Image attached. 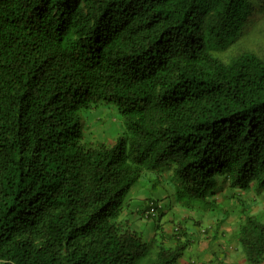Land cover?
I'll use <instances>...</instances> for the list:
<instances>
[{
    "label": "trees",
    "instance_id": "1",
    "mask_svg": "<svg viewBox=\"0 0 264 264\" xmlns=\"http://www.w3.org/2000/svg\"><path fill=\"white\" fill-rule=\"evenodd\" d=\"M256 2L0 0V264L176 263L192 241L164 235L156 200L161 239L121 218L164 171L217 234L221 187L264 192V57L222 58ZM99 105L123 122L112 144L84 141ZM242 212L229 240L264 264V219Z\"/></svg>",
    "mask_w": 264,
    "mask_h": 264
},
{
    "label": "rangeland",
    "instance_id": "2",
    "mask_svg": "<svg viewBox=\"0 0 264 264\" xmlns=\"http://www.w3.org/2000/svg\"><path fill=\"white\" fill-rule=\"evenodd\" d=\"M257 14L253 20L249 22L247 28L242 32V34L232 43L228 49L225 51L226 54L222 57L223 59H227L230 54H237L243 51H253L258 55L264 57V0H257ZM121 133H124V125L120 118V114L118 113L117 109L112 107L111 105H99L97 108H93L90 110H86L83 112V134H84V141L89 144H112L117 136ZM163 178H169V172L164 171L162 174ZM163 178L160 179L161 186L165 189L163 191L162 188L156 187L155 189L148 190V196H152L157 198L161 196V194H165L164 196L171 202V205H175L176 208L179 210H184L182 207H178L176 205V197L174 195V186L170 185L169 180L163 181ZM146 184L151 185L148 179H146ZM221 187V192L218 190V197L219 200L222 202L223 199L227 202V196L233 198L228 205L230 207V229L234 230L237 228L238 224L243 221V212L241 213V209L244 208L247 212L252 214H259L264 219V192L261 195H257L254 192H244L240 190H231L227 187ZM162 196V197H164ZM161 197V198H162ZM163 202V201H161ZM243 203V204H241ZM190 211V210H189ZM172 212L176 219L179 216V212L177 210H167L165 209V213ZM195 211H191L186 213L194 214ZM200 213V212H199ZM166 214L163 215V217ZM205 216V215H204ZM187 227L192 226V222H187ZM156 222L153 220L152 223H149V237L143 233L146 240L151 239L155 236L157 239H161L160 231L154 229ZM234 227V228H233ZM186 230V228H184ZM232 230V231H233ZM166 231V230H165ZM231 231V232H232ZM230 232V233H231ZM187 233V232H186ZM189 234V232H188ZM187 234V236H188ZM165 235V233H164ZM190 235V234H189ZM189 237V236H188ZM190 239V237H189ZM185 240V237L182 238ZM188 240V239H187ZM234 240V239H233ZM233 240H229L230 243H233ZM169 241L167 237L165 238V243L167 244ZM192 246V243L189 244L188 248ZM169 246V245H167ZM217 246V245H216ZM188 248L184 250V253L188 251ZM216 251V249L214 250ZM206 254V253H205ZM213 253L206 254V258L212 257Z\"/></svg>",
    "mask_w": 264,
    "mask_h": 264
},
{
    "label": "crops",
    "instance_id": "3",
    "mask_svg": "<svg viewBox=\"0 0 264 264\" xmlns=\"http://www.w3.org/2000/svg\"><path fill=\"white\" fill-rule=\"evenodd\" d=\"M156 187L157 186L153 187L152 184H145V187L139 188L134 192V199L133 202H131V206L121 216L122 220H125L132 229L137 231L141 230L149 237L148 224L152 223L153 220L155 221V218L154 216L148 218L144 213V207L145 203L148 202L147 200L151 198L158 202L159 209L166 214L164 217L163 214L157 223V225H160L163 229L165 236L174 234L179 227L186 228L185 231L187 234L188 232L190 234H188V236L192 241V246L190 245L189 248L187 247L188 251L185 253L183 252V255L174 264H248L238 244H231L229 242L230 228L228 223H225L217 234L215 233L216 230H214L215 219L212 215L203 216L196 211L194 214L189 213L186 215V213L191 211L184 208H182L184 210H179L174 204L171 205V202L164 196L165 194H161V196L157 198L152 196L149 197L148 190L155 189ZM159 188L160 187H158V189ZM162 189L165 191L164 188ZM165 209L169 211L177 210L179 212L178 218L176 219L172 212L165 213ZM146 213L148 214V212ZM187 222H192V226L187 227ZM157 225L155 224V226ZM210 226L211 229H209ZM157 231L159 232L161 230ZM167 245L174 246V243L173 241H169ZM236 246L238 249H236ZM215 249L216 251H214ZM207 252L213 253V256L206 258Z\"/></svg>",
    "mask_w": 264,
    "mask_h": 264
},
{
    "label": "clouds",
    "instance_id": "4",
    "mask_svg": "<svg viewBox=\"0 0 264 264\" xmlns=\"http://www.w3.org/2000/svg\"><path fill=\"white\" fill-rule=\"evenodd\" d=\"M178 230V229H177Z\"/></svg>",
    "mask_w": 264,
    "mask_h": 264
}]
</instances>
